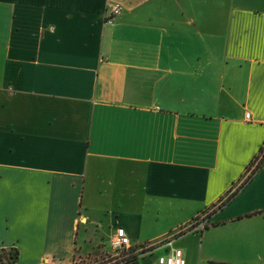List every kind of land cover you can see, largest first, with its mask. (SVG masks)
Listing matches in <instances>:
<instances>
[{
    "label": "crops",
    "instance_id": "crops-1",
    "mask_svg": "<svg viewBox=\"0 0 264 264\" xmlns=\"http://www.w3.org/2000/svg\"><path fill=\"white\" fill-rule=\"evenodd\" d=\"M263 150L264 0H0V253L16 264H70L118 228L157 246ZM173 247L264 264V164Z\"/></svg>",
    "mask_w": 264,
    "mask_h": 264
},
{
    "label": "built area",
    "instance_id": "built-area-1",
    "mask_svg": "<svg viewBox=\"0 0 264 264\" xmlns=\"http://www.w3.org/2000/svg\"><path fill=\"white\" fill-rule=\"evenodd\" d=\"M123 8L121 5L112 6L107 15H106V24L114 25L116 19L121 16ZM246 119H251V114H246ZM262 158H259L255 161L252 166L253 172L257 166L260 164ZM250 172V174H251ZM249 177V176H248ZM209 214V213H208ZM206 213H203L198 217L197 220H194L190 225V229L194 232H202L206 229L207 224L209 223V216ZM121 231L123 234H121ZM180 233L170 236L167 239H164L158 243V245H142L140 247L134 246L132 239L128 236L124 228H118L115 235L110 241V248L112 252L118 255V258L113 259L108 264H131L133 259L137 258V261L142 264V260L145 259V255L154 251L155 247H168L169 250L166 254L160 255L157 257L156 261L149 264H187V260L184 255V251L173 247L175 240L178 239ZM121 255H130L129 260H124V256ZM70 264H80V262L75 258Z\"/></svg>",
    "mask_w": 264,
    "mask_h": 264
},
{
    "label": "rangeland",
    "instance_id": "rangeland-1",
    "mask_svg": "<svg viewBox=\"0 0 264 264\" xmlns=\"http://www.w3.org/2000/svg\"><path fill=\"white\" fill-rule=\"evenodd\" d=\"M260 157L263 159L262 162H264V150L261 152ZM248 176L249 177L250 176L253 177L254 176V172H251V174H249ZM249 177H247L246 181L248 180ZM225 201L226 200L224 199V202ZM218 208H220V207L219 206L218 207H213V208L209 209L205 213H206V215L209 213L208 216L210 215V217H211L212 213ZM198 217H200V215ZM198 217L196 219H194V220H197ZM193 221L187 227L183 228L179 232L180 233L179 236L187 234V233H190V232H194L193 230L190 229V225L193 223ZM207 227H208V224H207ZM176 234L177 233L172 234L170 236H173V235H176ZM91 251H93V250H91ZM121 256H124V260H129L130 259V255H126V256L125 255H121ZM118 257H119L118 255H116V254H114L112 252V250L110 248V241L109 240H103V241L100 242V249L95 251V253H91L89 255H80V254H78V255H76L75 258L80 262V264H108L110 261H112L113 259L118 258ZM145 257L146 258L143 259L141 263L142 264H149V262L151 261V259L153 257V252L146 254Z\"/></svg>",
    "mask_w": 264,
    "mask_h": 264
},
{
    "label": "trees",
    "instance_id": "trees-1",
    "mask_svg": "<svg viewBox=\"0 0 264 264\" xmlns=\"http://www.w3.org/2000/svg\"><path fill=\"white\" fill-rule=\"evenodd\" d=\"M262 160L260 164L257 166V168L253 171L254 175L263 166L264 162H262ZM252 179L253 177L250 176L248 180L245 181L238 189L231 191L226 201L224 202V199L222 200V205L220 206V209L226 206L227 204H229L230 202H232L237 197V195L240 193V191L244 189ZM17 260H18V254L16 253V251H3L2 253H0V264H16ZM131 264H140V262L137 261V258H135V260L133 259Z\"/></svg>",
    "mask_w": 264,
    "mask_h": 264
},
{
    "label": "clouds",
    "instance_id": "clouds-1",
    "mask_svg": "<svg viewBox=\"0 0 264 264\" xmlns=\"http://www.w3.org/2000/svg\"><path fill=\"white\" fill-rule=\"evenodd\" d=\"M121 234H123L122 231H121Z\"/></svg>",
    "mask_w": 264,
    "mask_h": 264
}]
</instances>
